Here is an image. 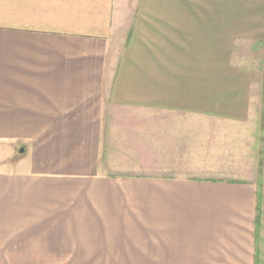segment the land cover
Listing matches in <instances>:
<instances>
[{
    "label": "crops",
    "instance_id": "crops-1",
    "mask_svg": "<svg viewBox=\"0 0 264 264\" xmlns=\"http://www.w3.org/2000/svg\"><path fill=\"white\" fill-rule=\"evenodd\" d=\"M262 44L264 0H0V264H264Z\"/></svg>",
    "mask_w": 264,
    "mask_h": 264
},
{
    "label": "rangeland",
    "instance_id": "rangeland-1",
    "mask_svg": "<svg viewBox=\"0 0 264 264\" xmlns=\"http://www.w3.org/2000/svg\"><path fill=\"white\" fill-rule=\"evenodd\" d=\"M244 50L250 56V60L255 61V63H256L255 65H257V66L259 64L260 66L258 68L260 70L264 71V44H262L258 47H245ZM259 59H260V62H259ZM252 124L253 125H251V124L249 125V126H252L251 128L249 127V129H251V131L252 130L256 131V134L258 136L257 146L261 150L260 158L262 159L263 168H264V100H263V102L258 104V106L256 108L255 120L252 122ZM189 250H190V248H188V252H189ZM187 258H188V260H186V261H190L189 260V253H188Z\"/></svg>",
    "mask_w": 264,
    "mask_h": 264
}]
</instances>
